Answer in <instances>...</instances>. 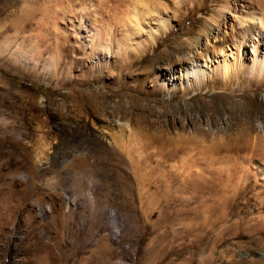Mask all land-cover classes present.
Returning a JSON list of instances; mask_svg holds the SVG:
<instances>
[{"label":"rangeland","instance_id":"rangeland-1","mask_svg":"<svg viewBox=\"0 0 264 264\" xmlns=\"http://www.w3.org/2000/svg\"><path fill=\"white\" fill-rule=\"evenodd\" d=\"M54 1L0 0V264H264V88L159 83L222 0L106 66Z\"/></svg>","mask_w":264,"mask_h":264},{"label":"bare ground","instance_id":"bare-ground-1","mask_svg":"<svg viewBox=\"0 0 264 264\" xmlns=\"http://www.w3.org/2000/svg\"><path fill=\"white\" fill-rule=\"evenodd\" d=\"M158 1L169 4L171 11L154 0H67L63 5L61 1H54L50 2L54 3L52 8L48 4L49 8L43 11L49 13V21L67 19L69 24L64 28L85 39V55L95 60L93 63L106 66L110 54L125 59L126 50L133 49L140 56L152 49L174 26L181 25L194 5L199 9L201 3V0ZM213 13L205 19L204 49L196 50L194 58L185 60L179 69L168 70L167 77L159 82L164 90L169 86L176 88L177 84L187 89H204L208 76L215 70L222 85L231 81L236 84L243 78L249 85L264 88V0H222ZM137 45L141 48H136ZM209 59L215 62V68L210 69ZM260 174L264 184V173ZM260 200L264 203V193ZM110 220L118 232L115 216L111 214Z\"/></svg>","mask_w":264,"mask_h":264}]
</instances>
